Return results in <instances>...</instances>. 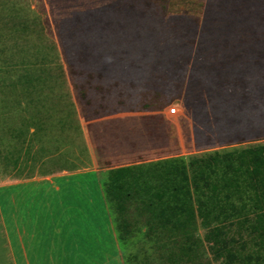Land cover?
Wrapping results in <instances>:
<instances>
[{
  "label": "rangeland",
  "instance_id": "obj_1",
  "mask_svg": "<svg viewBox=\"0 0 264 264\" xmlns=\"http://www.w3.org/2000/svg\"><path fill=\"white\" fill-rule=\"evenodd\" d=\"M48 40L55 51L51 43L44 48ZM44 52L64 70L68 89L60 92L68 90L79 120L101 117L98 147L103 154L113 145L115 155L104 165L187 160L264 142V0H0L1 74L14 79L24 68L36 69L20 62ZM3 98L0 152L17 142L9 130L20 125V115L34 109ZM110 120L115 134L104 128ZM63 153L92 165L82 162L88 155L80 140ZM1 157L0 211L3 174L11 169ZM135 206L129 202L123 214L131 232L124 242L106 198L89 204L91 231H107L109 241L116 234L124 264H166L167 250L144 236L146 217Z\"/></svg>",
  "mask_w": 264,
  "mask_h": 264
},
{
  "label": "trees",
  "instance_id": "obj_2",
  "mask_svg": "<svg viewBox=\"0 0 264 264\" xmlns=\"http://www.w3.org/2000/svg\"><path fill=\"white\" fill-rule=\"evenodd\" d=\"M45 45L56 49L52 41ZM54 57L50 60L44 52L36 61H21L36 69L24 68L14 79L0 72L3 99L19 108H34L27 116L20 115V125L9 130L18 142L28 134L32 141L57 128L80 133L71 95L68 90L60 92L68 83ZM160 63L157 60L155 69ZM46 101L52 105L46 106ZM103 189L117 213L118 239L124 242L131 233L123 214L133 201L146 217L144 236L167 250L161 255L166 264H264V142L187 160L171 156L116 167L108 170Z\"/></svg>",
  "mask_w": 264,
  "mask_h": 264
},
{
  "label": "crops",
  "instance_id": "obj_3",
  "mask_svg": "<svg viewBox=\"0 0 264 264\" xmlns=\"http://www.w3.org/2000/svg\"><path fill=\"white\" fill-rule=\"evenodd\" d=\"M83 119L78 118V135L71 129H56L37 134L32 141L28 134L10 150L2 148L3 161L11 164L2 184V264H124L116 234L109 241L107 231H91L89 204L106 198L103 186L108 170L137 163L104 165L112 163L115 155L113 145L103 154L98 147L96 125L101 117ZM110 121L104 128L115 134L116 124ZM58 130L62 136H48ZM79 140L88 155V162H82L92 164L88 167L63 153ZM76 203L88 205L81 209ZM108 241L112 246H107Z\"/></svg>",
  "mask_w": 264,
  "mask_h": 264
},
{
  "label": "built area",
  "instance_id": "obj_4",
  "mask_svg": "<svg viewBox=\"0 0 264 264\" xmlns=\"http://www.w3.org/2000/svg\"><path fill=\"white\" fill-rule=\"evenodd\" d=\"M175 111H176V108H175V107H171V108H169V112H170V114L175 113Z\"/></svg>",
  "mask_w": 264,
  "mask_h": 264
}]
</instances>
